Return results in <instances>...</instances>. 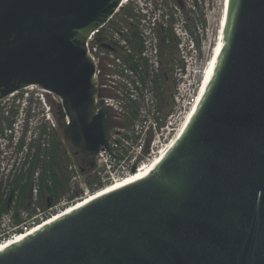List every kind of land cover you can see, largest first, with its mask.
Masks as SVG:
<instances>
[{"label": "water", "instance_id": "95a60500", "mask_svg": "<svg viewBox=\"0 0 264 264\" xmlns=\"http://www.w3.org/2000/svg\"><path fill=\"white\" fill-rule=\"evenodd\" d=\"M120 2L0 0V100L32 85L59 97L88 161L110 153L111 117L86 41ZM223 17L208 82L153 170L41 223L0 264H264V0H228Z\"/></svg>", "mask_w": 264, "mask_h": 264}, {"label": "built area", "instance_id": "2783aa9c", "mask_svg": "<svg viewBox=\"0 0 264 264\" xmlns=\"http://www.w3.org/2000/svg\"><path fill=\"white\" fill-rule=\"evenodd\" d=\"M156 4V0H121L118 8L111 15L109 20L89 34L86 41V49L92 61L94 62V75L97 81L98 90L100 86H104L99 81L103 67L105 65L114 66V57H119L115 55V53H107L112 55V63H104L106 50L103 48L104 46L102 43H107L111 40L110 35L116 26L114 22H117L115 17L116 13H118L119 9L124 6L134 5L137 11L148 14L151 7L155 6ZM142 23L143 24L139 28L141 30L140 44H142V49L139 51V57H154L155 59L152 61L154 63V70L159 72L160 61L158 60V57H155L158 52V45H156L157 39L155 36L153 37V34L151 35L155 19H144L142 20ZM178 30L180 33L176 34L181 40L179 47L182 57H193V54L197 53V43L194 40L195 38L193 37V34H190L191 37H189L186 30L183 31L180 27H178ZM117 41H119L122 46L128 45V43L123 39ZM143 59L145 60V58ZM146 61L148 60L146 59ZM117 62L121 64L119 58H117ZM186 73L187 72H185L184 66L179 67V71L177 73L178 78L173 92V106L172 109L168 111L163 110L161 99L153 86L146 88L143 87V80L139 75V81L136 82V84L139 85L134 86L135 88L129 97V100L133 102L131 105L134 106V109H129L130 106L128 107V109L131 110V121L128 123V125L113 124L112 116L110 115L111 124L109 127V140L107 149L117 158L108 153L105 149L99 150L94 156L95 167L90 172H88V174L94 176L98 175L100 177V179L97 180V189L104 187L116 179H120L128 174L133 173V168L136 171L140 167L151 162L156 155H160L161 150L168 144L170 139L175 135L177 129L179 128L181 119L184 116L182 111L185 104L193 103L195 99V96H192L194 81L187 78ZM110 76L111 75H108V78H110ZM154 81L156 82V79H154ZM149 83H153L152 80H150ZM39 89L41 90L40 93H36L34 96L35 100H40L42 102L44 108V111L42 108L43 112H41L40 117L42 123H39V127L42 128L47 124L46 126L50 128L48 126V122H52V113L51 107L46 100V96L47 94L51 93L45 91L44 89ZM30 90L33 89L31 88ZM17 92L18 91L11 93L10 96H14ZM54 96L58 99V103H60V98L56 95ZM30 98L31 97H28V99ZM99 99L103 100V105L108 108V111L110 106H113L111 99L108 97H103L98 94L97 100ZM133 111H135V115H132ZM33 123L34 121L32 119H29L28 121V117H20L17 119V122H14L13 128L9 127L7 133L0 135V207L5 205L6 201V194L2 195V190L7 186V177L9 173L8 160L11 155H14L17 151H19L20 145L23 141L27 143L31 139L35 138L36 134L32 135L30 133V128L35 126ZM27 132H29L28 136H26ZM74 178L76 177L74 176ZM33 180H35V183H33L31 189L32 199L30 200L32 208H34L37 204V192L39 190L37 177H35V179L33 178ZM89 192L90 191L86 189L79 198L83 197ZM59 205L60 203L57 202L48 207L49 212L46 214L37 212L36 214L31 215L25 212L19 215L17 218L14 217V214L0 210V218L2 217L5 219V223L3 222V224L0 225V234H5L8 232L7 230L9 228H13L11 234H9L7 237L3 236L0 238V242L9 236H13L16 233L26 230L36 222H39L52 215L54 212L59 211ZM15 219H20V223L16 224L14 222ZM10 225H12V227H10Z\"/></svg>", "mask_w": 264, "mask_h": 264}, {"label": "rangeland", "instance_id": "374dc122", "mask_svg": "<svg viewBox=\"0 0 264 264\" xmlns=\"http://www.w3.org/2000/svg\"><path fill=\"white\" fill-rule=\"evenodd\" d=\"M184 6H179L176 1L172 2V9L176 13L175 20L173 23V38L170 43L171 45V57H158L160 61V69L159 72L154 70V63L152 62L154 57H133V60L125 61L126 58L131 57H114V66H106V62H111L112 57H105L104 59V67L102 70V74L99 78V81L102 85L99 87V95L103 97H108L111 99L112 107L110 106L109 113L112 116L113 124L120 125H128L131 121V110L134 109V106L131 105L133 102L129 100L130 94H132L134 90V86L139 85L136 82L139 81V78H142L143 87L153 86L156 93H158L161 103L163 105V110L168 111L172 109V99L173 92L177 82V73L179 71V67L184 66L185 72H187V78L192 79L194 81L192 96L198 95V87L203 79V72L208 66L210 58H211V49L214 46L216 32L219 31L218 25L221 21L220 13H221V3L222 0H183ZM164 6V5H163ZM131 7V6H130ZM182 14L187 16V25L186 31L188 32L189 37L191 32L193 33V37H195V41L198 42L197 53L193 54V57H182L181 50L179 47L180 38L176 33H180L178 30V25H181V16ZM115 27H118L119 22H114ZM126 27V26H125ZM182 29V27H180ZM159 28L155 27L151 31V35L155 36L158 42V31ZM141 30L139 29V32ZM178 31V32H176ZM184 31V29H183ZM192 37V38H193ZM157 45V44H156ZM127 48L131 47V43L126 45ZM146 47V45H145ZM158 47V46H157ZM154 50V49H153ZM153 52V51H152ZM139 53V52H138ZM117 58L120 59L121 64L117 62ZM147 59L148 68H144L143 62L144 59ZM138 61L141 64V68H139L140 72L138 74H133L129 65L132 62ZM118 63V64H117ZM110 66V67H109ZM187 69V70H186ZM195 71V72H193ZM108 75H111L108 78ZM140 75V77H139ZM158 75V76H157ZM202 76V77H201ZM156 79V82L154 81ZM152 80L153 83H149ZM158 80V81H157ZM103 87V88H101ZM142 87V88H143ZM33 90L23 88L18 91L14 96H6L4 99L0 101V135L8 132L9 127H14V122H17V119L20 118L24 113H27L28 121L32 119L34 121L31 129V134H40L42 132V137H45L44 134L55 133L61 139V169L63 170L60 177L63 181H65V176L69 179L65 182L64 191H61L58 200L56 201L60 203L59 208L64 209L68 207L70 204L74 203V200L79 198L84 188L81 190L79 188V184L84 179V175H82L76 167L74 172H70L67 162L69 159L67 158L68 154L66 152V156L64 154L65 148H67V141L64 140L63 128L59 122L58 116L56 115L58 111V99L51 94H47L46 100L51 107L52 113V122H48V126L54 130H50L46 125L42 128L39 127V123L41 122V112L44 111L43 104L40 100H35L36 93H40L39 87L32 88ZM199 93V92H198ZM28 97H31L28 99ZM29 104V105H27ZM193 103L185 104L183 108L184 112L188 108L192 106ZM130 108L128 109V107ZM43 108V111H42ZM23 111V112H22ZM130 112V113H129ZM12 121L8 126V122ZM37 125V126H36ZM35 128V129H34ZM57 128V129H56ZM29 135V132L26 133V136ZM38 141V140H37ZM33 142L31 147L36 149L39 145V142ZM43 148V145L41 146ZM66 151V150H65ZM78 166V164H77ZM39 169H35L33 175H35V171ZM74 176L76 178H74ZM34 177H31L32 183H35L33 180ZM35 179V178H34ZM45 181V180H44ZM80 189V190H79ZM90 192L98 190L94 188V190L88 189ZM9 192V187L6 186L2 190V195L7 194ZM46 193V192H45ZM45 198V194H44ZM37 206V205H36ZM63 207V208H62ZM8 213L14 214L15 211H19L20 215L22 213L30 212H38L31 207L24 206H10L7 210ZM5 219L0 218V225L3 224ZM5 223V222H4ZM15 225V224H13ZM12 227V225H10ZM13 228H9L5 234H0V238L3 236L7 237L12 233ZM1 233V231H0Z\"/></svg>", "mask_w": 264, "mask_h": 264}, {"label": "flooded vegetation", "instance_id": "af4514ba", "mask_svg": "<svg viewBox=\"0 0 264 264\" xmlns=\"http://www.w3.org/2000/svg\"><path fill=\"white\" fill-rule=\"evenodd\" d=\"M173 1H176L179 6H184L183 0H156L157 4L151 7L148 14L137 11L134 5H131V7L124 6L120 8L115 15L116 21L119 22L118 27H115L114 31L111 33V40L107 43H102L104 46L103 48L106 50L105 57H111L112 55L107 54L110 52L113 54L115 53V55L119 57H139L140 53L138 52L140 51L139 44L141 41L139 28L143 24L142 20L144 19H155L152 28H159L157 31L158 52L155 57H171L170 43L173 38V23L176 19V13L172 9ZM180 18L182 19V22L178 27H182V30H186L187 16L182 14ZM114 34H116L117 37ZM121 39L128 44L131 43V47L126 48L127 46H122V44L117 41ZM49 129L54 130L52 128ZM41 134L38 133L35 138L27 143L23 141L20 145L19 151L14 155H11L8 160L9 173L7 177V186L9 187V192L6 194V209L12 205L30 207V200L32 199L31 189L33 186L31 177H37L39 183L37 206L33 208L34 210H37L41 214L48 213V207L55 204L60 196L61 139L55 133L44 134L45 137H42ZM64 140L67 141L66 144H68L67 148H65L66 151L64 150V154L65 156L66 152L68 154L67 158L69 159V162H67V165L70 172H74L76 167H78L80 173L85 176L81 183L77 182V185L79 184L78 186L81 190L84 188L87 190H94L98 185L97 180L100 179V177L98 175L94 176L88 174V172L95 167V158L88 161V159H85L78 153L77 149L65 138V136ZM34 141L39 142L36 149H34V147L30 148ZM42 145L43 148H41ZM92 164L93 166H91ZM49 165L52 166L53 173L56 176L54 179L56 181L57 195L55 193L44 191L40 185L41 179L46 182L50 179ZM45 168H47L46 171H44ZM35 169L39 170H36L35 175H33ZM46 174L49 175V178ZM30 213L36 214L37 212ZM19 215V211H15L14 217L17 218Z\"/></svg>", "mask_w": 264, "mask_h": 264}, {"label": "bare ground", "instance_id": "6f19581e", "mask_svg": "<svg viewBox=\"0 0 264 264\" xmlns=\"http://www.w3.org/2000/svg\"><path fill=\"white\" fill-rule=\"evenodd\" d=\"M227 2H228V0H222V3H221V10L222 11L220 13L221 21L219 22V25H218L219 31L216 32L217 35L215 36L216 38H215L214 46L211 49V53L212 54H211V58H210L209 64H208V66H206V69L204 70V72L202 74L204 76H203L202 82L200 83V85L198 87V90H197L199 93L196 92L198 95H196L192 106L190 108H188L186 110V112H184V116L181 119V123L179 125V128L177 129L175 135L170 139L168 144L161 150L160 155H156L151 162H149L148 164L140 167L134 173L128 174V175H126V176H124V177H122L120 179H116V180L112 181L111 183L105 185L104 187H102V188H100L98 190H95L93 192H89V193L85 194L83 197L78 198L77 200H74V203L70 204L68 207H66L64 209H60L57 212H54L52 215L48 216L47 218H45V219H43V220H41L39 222H36L35 224H33L32 226H30L29 228H27L26 230H24V231H22L20 233H16L13 236H9L8 238H6V239H4L3 241L0 242V250L6 248L7 246L13 244L16 241H19L20 239H22L23 237H25L26 235H28L29 233H31L35 229H38L39 227H41L43 225L41 223H47L48 221H51L52 219H55V218L59 217L60 215H62V213L69 212V211L75 209L76 207L82 205V203H85L86 201H88V200H90V199H92V198H94V197H96L98 195H102V194L108 193L110 191H113L115 189L123 187V186H125L126 184H128V183H130L132 181L141 179L142 177H144L145 175H147L148 173H150L153 170L154 166L159 162V160L162 157V155L165 152V150L168 147H170L176 141V139L179 137V135L181 134V131H182V129H183V127H184V125H185L190 113L192 112L195 104L197 103L201 93L203 92V90H204V88H205V86H206V84L208 82V79L210 77L211 71L213 69V66H214V63H215V60H216V57H217V53L219 51V48H220V45H221V42H222V32H223L222 31L223 30V28H222L223 27L222 20H224L223 16H225ZM34 87H37V86H35V85L28 86V87H26V89H31V88H34ZM48 219H50V220H48ZM45 221H47V222H45Z\"/></svg>", "mask_w": 264, "mask_h": 264}, {"label": "trees", "instance_id": "16d2710c", "mask_svg": "<svg viewBox=\"0 0 264 264\" xmlns=\"http://www.w3.org/2000/svg\"><path fill=\"white\" fill-rule=\"evenodd\" d=\"M191 34H193L192 32H191ZM195 38V37H194ZM196 43H197V45H198V42L196 41ZM142 49V44H139V50H141ZM128 60H133V57H131L130 59L129 58H126L125 59V61L127 62ZM129 62V61H128ZM143 66H144V68H148V64H147V61H146V59L144 60V62H143ZM139 68H141V64L138 62V61H136V62H132L130 65H129V69L133 72V73H139L140 72V70H139ZM132 115H135V111H133L132 112ZM11 122L12 121H9L8 123V126L11 124ZM43 132V131H42ZM38 133H40V131L38 132ZM61 161H62V156H61ZM49 168H50V179L48 180V182H46V181H43L42 179H41V182H40V185L42 186V188H43V190L44 191H46V192H49V193H57V187H56V181H55V175H54V173H53V168H52V166L51 165H49ZM47 170V168H45L44 169V171H46ZM62 169H61V173H62ZM61 173H60V175H61ZM47 175V174H46ZM49 175H47V177H48ZM49 178V177H48ZM68 177L67 176H65V181H63L62 179H61V177H60V180H59V187H60V190L61 191H64V188H65V182H67L68 181ZM57 195V194H56ZM0 210L1 211H6L7 209H6V206L5 205H2L1 207H0ZM20 219H15V223L16 224H18V223H20Z\"/></svg>", "mask_w": 264, "mask_h": 264}, {"label": "clouds", "instance_id": "9594fccd", "mask_svg": "<svg viewBox=\"0 0 264 264\" xmlns=\"http://www.w3.org/2000/svg\"><path fill=\"white\" fill-rule=\"evenodd\" d=\"M21 117H24V118L27 117V113H24V115H22Z\"/></svg>", "mask_w": 264, "mask_h": 264}]
</instances>
